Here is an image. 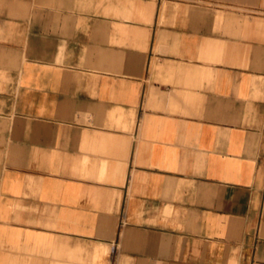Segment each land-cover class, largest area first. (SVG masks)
<instances>
[{
  "label": "crops",
  "instance_id": "0c3cea01",
  "mask_svg": "<svg viewBox=\"0 0 264 264\" xmlns=\"http://www.w3.org/2000/svg\"><path fill=\"white\" fill-rule=\"evenodd\" d=\"M0 264H264V0H0Z\"/></svg>",
  "mask_w": 264,
  "mask_h": 264
}]
</instances>
